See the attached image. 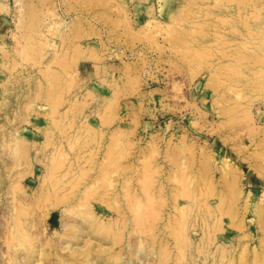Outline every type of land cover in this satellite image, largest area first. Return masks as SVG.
Wrapping results in <instances>:
<instances>
[{
    "label": "rangeland",
    "instance_id": "rangeland-1",
    "mask_svg": "<svg viewBox=\"0 0 264 264\" xmlns=\"http://www.w3.org/2000/svg\"><path fill=\"white\" fill-rule=\"evenodd\" d=\"M0 264H264V0H0Z\"/></svg>",
    "mask_w": 264,
    "mask_h": 264
}]
</instances>
